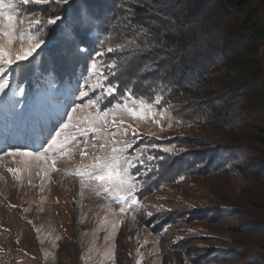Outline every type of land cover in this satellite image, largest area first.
<instances>
[{"label":"rangeland","instance_id":"obj_1","mask_svg":"<svg viewBox=\"0 0 264 264\" xmlns=\"http://www.w3.org/2000/svg\"><path fill=\"white\" fill-rule=\"evenodd\" d=\"M145 1L151 7L157 5L179 15H182V10L189 4L188 0H182L180 7H185L177 8L173 7L174 0ZM56 9L57 5L54 3L22 6L18 20H25L23 27L27 28L29 19L40 17L46 20ZM25 11H30L33 15L26 16L23 14ZM210 16L215 18L214 14ZM111 17L109 15L107 22ZM135 26V31L138 32L145 29L144 25L139 27L136 23ZM39 27L36 25L34 29ZM91 30L93 33L89 34ZM112 31L109 28L102 34L98 28L92 27L83 36L85 42L81 44V47L92 51L93 55L97 51L104 52L100 59L105 64L115 61L118 65L115 69L116 76H124V82L127 79L119 90V85L115 83L117 77H109L112 84L118 85L117 94L104 98L101 108L110 107L125 90L136 89L128 75L129 69H124L125 72L118 69L125 63L124 55L106 51L108 47H113V38H116L117 32L114 29ZM115 38V42H118ZM128 59L126 57V61ZM25 65V69L19 74L9 75V87L5 93L11 94L17 89V85L25 88L29 104L27 118L15 119L0 106V142L3 137L14 142H24L27 137L35 138L39 134V128L32 127L34 122L45 123L56 117L58 111H70L75 104H86L90 98H95L92 92H89L88 97H80V91L87 90L86 87H81L84 84L81 73L87 76L82 59L61 47L52 34L47 47L43 51L38 50L31 64L25 62ZM148 65L137 67L135 76H141L147 71ZM225 65L226 63L219 61L220 69L225 68ZM36 68H39V73L48 70L39 80L44 84L41 92L32 85L31 89L27 84L36 80L33 73ZM212 70V75L215 74L211 75L213 83L235 85L234 77L226 81L218 75V68ZM52 71L54 76L49 75ZM147 80L151 81V78ZM186 80L192 83L190 75ZM140 88L148 92L145 85ZM145 92L143 95L147 94ZM6 94H0V100L6 99ZM213 94L215 91H212V97ZM95 95H100V92L97 91ZM225 96L212 99L210 96L189 98V95H182L181 100L172 102L164 98L159 107L171 106L170 121L164 119L157 125L150 119L134 121L126 117L127 123L133 126L126 135L121 131L114 138L102 137L95 149H87L89 156L85 158L74 147L76 155L57 162V168L67 174L52 173L50 180H42L35 168L22 171L21 179L16 180L7 168H23V165H17L5 157L0 161V264H137V261L139 264H264V168L257 169V165L240 166L241 160L246 158L244 151L233 150V155L238 160L233 161L234 165L230 163L232 172L225 165H222L227 168L225 170L220 169V165L216 170H200L199 162H195L188 171L166 176L161 174V178L152 177L150 172L153 171L154 164L160 166L176 154L186 155L191 150L200 151L205 146H215V142L232 143L235 146L234 144L244 143L245 138L259 132L258 126L264 128V115L261 111L248 110L247 122H235L238 125L233 129L229 124L234 121L232 117L226 119L224 128L188 119L191 113L196 112L194 102L200 98L201 103L205 99L209 103L203 109H198V113H203L217 103L222 104L224 110H230L234 116L245 117L242 110L247 105L229 107V103L233 101ZM143 97L148 99L147 96ZM17 99L23 98L17 96ZM180 111L183 113L180 114ZM256 117L260 120H256ZM192 118L197 119V116ZM169 123L171 127L168 126ZM243 126L249 129L241 133ZM133 129L137 133L135 137L132 135ZM88 139L91 140V135ZM113 139L120 143L113 144ZM105 142L107 147L101 149L99 144ZM124 142L130 145L124 155L132 157L142 153L143 163L134 162V167L130 170L136 183V187L131 189L133 196L128 201L131 210L117 214L119 203L105 199L103 195L97 197L89 187L83 189L81 197L80 177L72 173L82 164L95 163L94 156H110L113 147L124 148ZM79 148H83V142ZM137 172L140 173L139 176ZM103 183L96 182V186ZM133 200L138 203H132ZM108 204L111 205L112 212L103 207ZM53 243L57 246L53 247ZM109 252H113L112 257H109Z\"/></svg>","mask_w":264,"mask_h":264},{"label":"trees","instance_id":"obj_2","mask_svg":"<svg viewBox=\"0 0 264 264\" xmlns=\"http://www.w3.org/2000/svg\"><path fill=\"white\" fill-rule=\"evenodd\" d=\"M181 1L174 0L173 7L179 8ZM75 2L77 7L86 6L98 17L93 29L98 28L102 34L109 28L117 32L114 38L119 43L113 38V47L133 39L138 32L135 31L136 23L139 27L144 25L148 30V43L151 45L149 48L136 53L131 48L119 52L121 56L124 55L125 63L118 69L122 72L129 69L128 75L135 83L136 89L132 90L136 96H147L146 98L150 99L162 91L164 98L172 102L181 100L182 95L187 97L189 95V98L210 96L212 99H220L226 95L225 97L233 101L229 103V107L247 105V108L242 110L245 116L242 118L234 116L230 110H224L223 105L217 103L212 104L203 113H198V109H203L209 102L205 99L201 103L202 98L196 99L195 104L191 102L196 112L191 113L190 118L187 116L190 121L193 119L205 121L219 128L226 126L225 121L229 117L234 120L229 123L232 129L238 125L235 122L246 123L248 110L261 111L264 115V0H188L187 7H180L184 8L182 15L176 14L175 11L168 12L170 10L159 8L157 5L151 7L145 0H75ZM212 14L215 15L214 19L210 16ZM109 15L113 18L107 22ZM91 33L93 30L89 34ZM51 34L53 38L57 37V33ZM143 39L140 37L137 41L141 47ZM126 57L129 58L127 61ZM219 61L226 63L225 68L220 69ZM147 64L148 70L141 76H135L136 68ZM213 68L219 69L218 75L220 74L221 79L230 81L234 77L235 85L213 83L211 80L212 76H215L212 75ZM47 71L39 73V68L33 70L36 80L27 83L28 86L36 87L39 92L43 91L44 84L42 85L39 80ZM189 75L192 83L186 80ZM116 77L115 83L119 85L120 90L127 79L124 82V76ZM148 78H151V81H148ZM142 85L146 86L148 92L140 88ZM212 91H215L213 97ZM143 92L147 94L143 95ZM199 94L201 95L198 96ZM182 113L180 111V114ZM194 115L197 119L192 118ZM258 128L260 131L254 136L247 135L249 137L245 138L244 143H236L235 146L232 143L215 142V146L209 148L205 146L200 151L191 150L186 155L176 154L160 166L154 164L153 171H150L151 176L183 173L192 169L195 162L200 163V170L205 168L210 169L209 171L216 170L219 165L220 169L225 170L227 168L222 167L225 165L229 166L228 170L232 172L230 163L234 165L233 161L238 160L235 154L233 155V150H242L246 153V158L241 160L240 166L257 165V169L264 168V128L262 126ZM247 129L249 128L241 127V133ZM227 151L232 153L228 154ZM156 170L161 171L157 173Z\"/></svg>","mask_w":264,"mask_h":264},{"label":"snow or ice","instance_id":"obj_3","mask_svg":"<svg viewBox=\"0 0 264 264\" xmlns=\"http://www.w3.org/2000/svg\"><path fill=\"white\" fill-rule=\"evenodd\" d=\"M53 3L57 5V9L46 20L40 17L29 19L27 28L23 27L25 20H18L22 6ZM61 5L64 7L61 8ZM23 14L33 15L30 11H25ZM97 19L98 17L93 15L86 6L77 7L75 0H0V94H6L5 90L9 87V75L23 71L26 66L25 62L31 64L35 54L38 50L43 51L47 47L51 33L55 32L57 43L82 59L87 76L81 73V79L84 80L81 87H86L87 90H81L80 97H88L89 92L95 96V98H90L86 104H75L70 111H58L56 117L45 123L34 122L32 127L39 128V134L35 138L27 137L24 142L19 140L14 142L8 137L2 138L0 161L8 157L11 162L23 165V168H7L16 180L21 179L22 171H30L32 168L38 169L36 174L42 176V180L43 178L50 180L52 173L67 174L57 168L59 160L76 155L77 151L74 147L78 149V154L82 158L88 157L87 149H95L102 137L114 138L121 131L126 135L133 127L127 123L126 117L134 121L150 119L157 125H160L164 119L171 120V106L159 107L164 101L162 91L150 99H145L136 96L132 89H127L110 107L101 108L104 98L114 97L117 94L118 85L112 84L109 77L116 76L115 69L118 65L115 61L105 64L100 59L104 56V52L97 51L93 55L88 48L81 47V44L85 42L83 36L93 27ZM36 25L40 26L39 29H34ZM140 37L144 38L143 47L137 42ZM148 38V30L143 29L137 32L132 40L108 47L106 51L108 53L122 52L129 48L137 52L144 51L151 46ZM49 75L54 76V71L49 72ZM90 81L94 82L90 83ZM17 89H14L11 94H6V99L0 100V106L15 119L23 120L27 118L26 110L29 109L28 93L19 85ZM97 91L100 95H95ZM17 96L23 99H17ZM21 105H23L22 108ZM168 126L171 127V123ZM90 135L91 140L88 139ZM132 135L133 137L137 135L134 129ZM81 142H83L82 149L79 148ZM112 143L118 144L120 141L113 139ZM124 143V148L113 147L110 156H94L95 163L82 164L72 173L80 177L81 197H83V189L89 187L97 197L103 195L105 199L119 203L120 208L117 214L131 210L128 201L133 196L131 189L136 187V183L132 179L130 170L134 167V162L143 163L142 153L132 157L124 155L130 147L127 142ZM99 147L106 148L107 142L99 144ZM165 151H170V149H165ZM150 159L156 158L150 157ZM139 175L140 173L137 172V176ZM96 182L104 183L97 187ZM119 192L125 194H113ZM132 203H138V201L133 200ZM103 207L109 212L113 211L110 204ZM115 231L114 225L113 232ZM105 239L107 240L108 237L106 236ZM56 246L53 243V247ZM114 247L113 244L112 248ZM108 255L112 257L113 252H109Z\"/></svg>","mask_w":264,"mask_h":264}]
</instances>
